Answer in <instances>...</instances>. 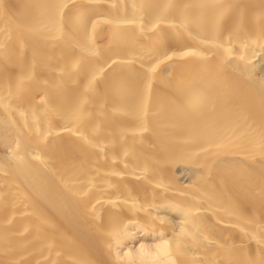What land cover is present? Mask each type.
Segmentation results:
<instances>
[{
	"label": "bare ground",
	"instance_id": "6f19581e",
	"mask_svg": "<svg viewBox=\"0 0 264 264\" xmlns=\"http://www.w3.org/2000/svg\"><path fill=\"white\" fill-rule=\"evenodd\" d=\"M0 264H264V0H0Z\"/></svg>",
	"mask_w": 264,
	"mask_h": 264
}]
</instances>
